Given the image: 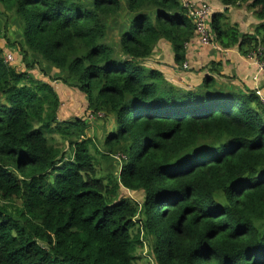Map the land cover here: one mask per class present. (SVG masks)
<instances>
[{"label": "trees", "instance_id": "trees-1", "mask_svg": "<svg viewBox=\"0 0 264 264\" xmlns=\"http://www.w3.org/2000/svg\"><path fill=\"white\" fill-rule=\"evenodd\" d=\"M0 1L19 20L26 63L17 70L0 48V264H138L143 242L151 264H264L260 90L237 89L234 76L216 81L214 61L198 66L196 88L143 65L164 39L177 68L196 72L186 49L204 45L183 2ZM217 1L244 6L258 21L252 32L224 12L210 15L206 1L185 3L209 9L210 44L255 51L264 62V0ZM116 19L117 49L108 41ZM36 62L50 82L83 94L84 117L62 119L68 94L30 74ZM90 114L114 120L101 160L119 168L106 178L95 177Z\"/></svg>", "mask_w": 264, "mask_h": 264}, {"label": "crops", "instance_id": "crops-1", "mask_svg": "<svg viewBox=\"0 0 264 264\" xmlns=\"http://www.w3.org/2000/svg\"><path fill=\"white\" fill-rule=\"evenodd\" d=\"M181 2H195V0H180ZM206 1L211 7L213 13L224 12L228 17L229 22H235L241 32L249 33L252 32L253 27L257 24V20L254 18L253 14H245L242 12L240 6H224L221 5L217 0H202ZM194 40V39H193ZM196 40L193 41L186 49V62L193 66L195 71H189V69L182 70L178 69L173 61V55L171 50V45L168 41L161 39L157 42L151 57L143 61V65L148 68H154L160 70L165 78L170 80L171 83L176 86L183 88H196L199 86L203 79V74L198 71V66L200 64H207L211 61L218 63V70L220 73L213 72L210 73L218 82H224L225 78L235 77L236 80L233 81L235 85H246L249 89H255L258 87L260 94L264 95V74L259 77V82L253 81L252 76L256 72L257 68L253 63L254 60L249 58L248 55L243 56L239 53L237 46L225 48L221 46L218 42L213 41L202 48L196 46ZM45 78V77H43ZM57 81L53 83L56 84ZM51 83L52 85H54ZM231 83V81H230ZM226 84V83H222ZM236 87V86H235ZM237 88V87H236ZM238 89V88H237ZM65 99H60V110L61 116L69 118L71 116L78 115V107L81 108V112L84 111L86 103L82 93L76 91L67 93ZM84 101V102H83ZM64 102L66 103L64 105ZM79 106H78V103ZM62 105H64L62 107ZM79 116V115H78ZM91 120H89L90 122Z\"/></svg>", "mask_w": 264, "mask_h": 264}, {"label": "rangeland", "instance_id": "rangeland-1", "mask_svg": "<svg viewBox=\"0 0 264 264\" xmlns=\"http://www.w3.org/2000/svg\"><path fill=\"white\" fill-rule=\"evenodd\" d=\"M241 8H245L242 5H239ZM242 12L244 13V10L241 9ZM120 22L116 19L110 25L109 28V35H110V40L108 39L109 42H111V45L114 46L116 49L118 48V45L116 44L117 42V33L119 29ZM22 34H21V26L19 23V20L17 19V16L14 12V9L12 6L6 7L4 3L0 1V48L2 49L3 53V59L5 54L10 53L15 57V61L13 62V66L17 70H24L26 68V63L22 60L21 56V51H20V43L22 42ZM186 44V43H185ZM184 44V45H185ZM186 46V45H185ZM255 52V51H254ZM250 53L248 54L249 58H252L254 60V64L258 70V68L261 66H264L263 60H258L260 58V55ZM27 56H31V52L27 50ZM32 61V58L30 59ZM37 61V60H35ZM34 62V61H33ZM12 63V62H11ZM34 69L30 70V74H32L34 77H36L39 80L42 81H48V77L43 78V75L41 74L40 67L42 66V62L38 63L36 62L34 65ZM263 74V73H262ZM256 78H253V77ZM252 79L254 81L259 82V77L257 76V73H254L252 76ZM54 81L50 82L53 83ZM55 87L57 88L58 86L64 87L63 89L65 92L69 93L71 92L70 88H67L63 86L61 83L58 81L53 83ZM52 85V84H51ZM182 88V86H181ZM244 88L249 89L248 86L244 85ZM76 93V92H75ZM69 95V94H68ZM67 95V98H68ZM259 97V100L264 103V95L262 94H257ZM78 103V102H77ZM66 103L64 102V105ZM62 105V107L64 106ZM79 106V103H78ZM81 106L78 107L77 111L80 115V117H84L85 115V110H81ZM60 113V112H59ZM102 116V115H101ZM71 119V118H70ZM114 120L112 117L106 118L105 116L101 118H97L95 120L91 119L89 123V128L86 132V136L91 138L95 148H91V153L95 157V162H96V175L95 177H103L106 178L111 173H114L117 171L119 168V163H112L110 165L109 161H102L101 160V153L103 151V141H104V135L106 134L107 131L111 130L114 128ZM53 143L60 147L61 149H65L66 155L71 156L72 152L71 150L67 147V144L63 142L60 138L57 136L53 137ZM115 160L118 161L120 159V156H114ZM107 168L109 169L108 171ZM120 196L121 197H130V198H135L138 202H141V196L139 193H134L132 194L131 192L124 190L121 188L120 190ZM152 255H151V250L148 246L147 242H143V246L137 250V263L138 264H151L152 261Z\"/></svg>", "mask_w": 264, "mask_h": 264}, {"label": "built area", "instance_id": "built-area-1", "mask_svg": "<svg viewBox=\"0 0 264 264\" xmlns=\"http://www.w3.org/2000/svg\"><path fill=\"white\" fill-rule=\"evenodd\" d=\"M186 8L189 9V12L192 16V20L194 22L195 27V33L197 34L198 43L200 45H208L210 44V38L213 36V33L211 32L209 21H206L207 16L209 15V9L204 5L203 8L200 10H194L193 7L195 4L193 3H184ZM211 15V14H210ZM259 54V53H258ZM4 61L11 63L14 61V56L10 53L5 54ZM258 71L264 74V66L259 67ZM253 78H256L255 76ZM102 114L100 112L97 113V116H101ZM88 119H94V116L90 114L88 116Z\"/></svg>", "mask_w": 264, "mask_h": 264}, {"label": "clouds", "instance_id": "clouds-1", "mask_svg": "<svg viewBox=\"0 0 264 264\" xmlns=\"http://www.w3.org/2000/svg\"><path fill=\"white\" fill-rule=\"evenodd\" d=\"M213 14V12L211 13V15ZM209 26H210V29H211V25H210V23H209ZM211 32H212V29H211ZM213 33V32H212ZM213 36H214V34H213ZM14 60H15V58H14Z\"/></svg>", "mask_w": 264, "mask_h": 264}]
</instances>
